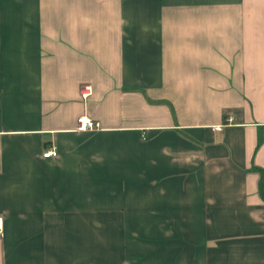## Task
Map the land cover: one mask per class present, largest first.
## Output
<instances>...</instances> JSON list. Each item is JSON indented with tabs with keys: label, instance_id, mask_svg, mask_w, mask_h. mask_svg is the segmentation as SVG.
<instances>
[{
	"label": "crops",
	"instance_id": "crops-1",
	"mask_svg": "<svg viewBox=\"0 0 264 264\" xmlns=\"http://www.w3.org/2000/svg\"><path fill=\"white\" fill-rule=\"evenodd\" d=\"M0 218V264H264V0H0Z\"/></svg>",
	"mask_w": 264,
	"mask_h": 264
},
{
	"label": "built area",
	"instance_id": "built-area-1",
	"mask_svg": "<svg viewBox=\"0 0 264 264\" xmlns=\"http://www.w3.org/2000/svg\"><path fill=\"white\" fill-rule=\"evenodd\" d=\"M79 99L83 102L87 101L91 96V86L89 84H81L78 89ZM97 128V124L85 117H79L76 120V131L85 132L91 131ZM56 151L54 148L44 150L41 154L43 159L54 158ZM2 232V219L0 218V234Z\"/></svg>",
	"mask_w": 264,
	"mask_h": 264
}]
</instances>
